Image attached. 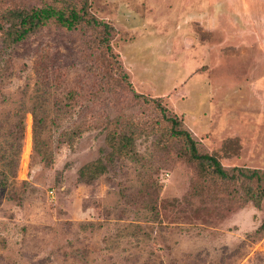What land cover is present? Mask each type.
I'll use <instances>...</instances> for the list:
<instances>
[{"label":"rangeland","instance_id":"374dc122","mask_svg":"<svg viewBox=\"0 0 264 264\" xmlns=\"http://www.w3.org/2000/svg\"><path fill=\"white\" fill-rule=\"evenodd\" d=\"M49 1L0 0V264H264V0H73L101 24L14 42Z\"/></svg>","mask_w":264,"mask_h":264},{"label":"trees","instance_id":"16d2710c","mask_svg":"<svg viewBox=\"0 0 264 264\" xmlns=\"http://www.w3.org/2000/svg\"><path fill=\"white\" fill-rule=\"evenodd\" d=\"M59 3L61 4V6L59 5ZM85 8L86 6H83L80 10H78L73 0H50L48 6L42 8L9 9L3 13V17L5 18L4 22L6 24H10L7 33L12 36L11 38H13L14 42H20L25 40L26 37L29 36L32 32L38 30L43 26H46L47 24H56L59 26H63L69 30L75 29L76 27L81 26L84 23L87 25L91 23L94 25H100L101 23H98L96 19H89L86 17L87 13H83L86 10ZM103 26L108 34H110V32L113 30V28L106 23H103ZM109 43L110 41L108 38L103 41V44H105L110 50L111 46ZM33 115L35 137L34 142L35 147H37L39 121L36 115ZM136 132L137 131H133L130 134L125 135L120 141H118V137H115V151L118 145L119 151L126 153L127 155L132 154L135 147V141L139 136H141L140 133ZM174 134L176 136L185 138L190 150L189 159L190 161L198 165L202 172H210V174L222 179L229 177V173L224 170L217 157L208 154L202 155L198 152L196 142L193 140L189 132L176 130ZM105 170L106 167L102 162L99 161L98 163L89 164L83 167L79 172V177L86 183H91L92 181L97 180L100 174H103ZM257 174L258 172L256 171L250 172V174L247 175L243 174L242 172L241 176L253 178L256 177ZM261 228H264V222Z\"/></svg>","mask_w":264,"mask_h":264},{"label":"bare ground","instance_id":"6f19581e","mask_svg":"<svg viewBox=\"0 0 264 264\" xmlns=\"http://www.w3.org/2000/svg\"><path fill=\"white\" fill-rule=\"evenodd\" d=\"M29 153V152H28Z\"/></svg>","mask_w":264,"mask_h":264}]
</instances>
